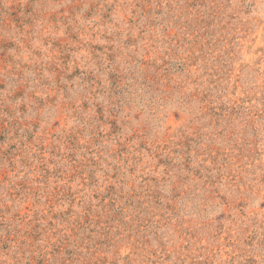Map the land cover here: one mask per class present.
Returning a JSON list of instances; mask_svg holds the SVG:
<instances>
[{
	"label": "rangeland",
	"instance_id": "rangeland-1",
	"mask_svg": "<svg viewBox=\"0 0 264 264\" xmlns=\"http://www.w3.org/2000/svg\"><path fill=\"white\" fill-rule=\"evenodd\" d=\"M0 264H264V0H0Z\"/></svg>",
	"mask_w": 264,
	"mask_h": 264
}]
</instances>
